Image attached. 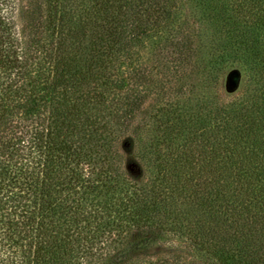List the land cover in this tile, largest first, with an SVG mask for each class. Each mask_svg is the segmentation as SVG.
I'll use <instances>...</instances> for the list:
<instances>
[{
  "label": "trees",
  "instance_id": "1",
  "mask_svg": "<svg viewBox=\"0 0 264 264\" xmlns=\"http://www.w3.org/2000/svg\"><path fill=\"white\" fill-rule=\"evenodd\" d=\"M0 264H264V0H0Z\"/></svg>",
  "mask_w": 264,
  "mask_h": 264
},
{
  "label": "rangeland",
  "instance_id": "2",
  "mask_svg": "<svg viewBox=\"0 0 264 264\" xmlns=\"http://www.w3.org/2000/svg\"><path fill=\"white\" fill-rule=\"evenodd\" d=\"M143 54H144V63H145V65H147V62L149 61V57H148V55H149V48H146L144 50ZM202 95L205 96V97H207V98H212L213 97V93L210 90H207V89L205 91L203 90ZM150 144H151L150 143V134H148L146 136L143 135V137H141V141L139 143L138 152L148 153ZM128 167H130V166H128ZM129 170H131L134 173V170H133L132 167Z\"/></svg>",
  "mask_w": 264,
  "mask_h": 264
}]
</instances>
